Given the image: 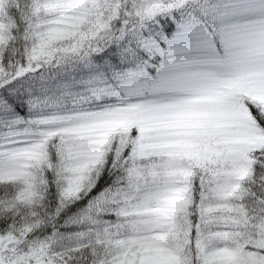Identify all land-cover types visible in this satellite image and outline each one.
<instances>
[{"label": "snow or ice", "instance_id": "obj_1", "mask_svg": "<svg viewBox=\"0 0 264 264\" xmlns=\"http://www.w3.org/2000/svg\"><path fill=\"white\" fill-rule=\"evenodd\" d=\"M0 264H264V0H0Z\"/></svg>", "mask_w": 264, "mask_h": 264}]
</instances>
